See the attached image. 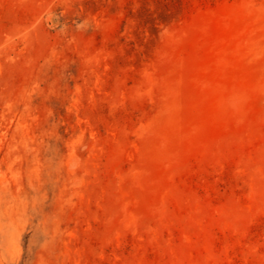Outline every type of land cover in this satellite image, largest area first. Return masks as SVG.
Here are the masks:
<instances>
[{"label":"rangeland","instance_id":"obj_1","mask_svg":"<svg viewBox=\"0 0 264 264\" xmlns=\"http://www.w3.org/2000/svg\"><path fill=\"white\" fill-rule=\"evenodd\" d=\"M0 264H264V0H0Z\"/></svg>","mask_w":264,"mask_h":264}]
</instances>
